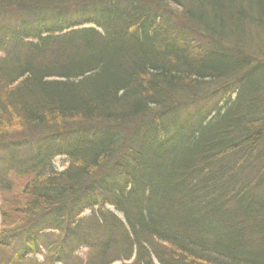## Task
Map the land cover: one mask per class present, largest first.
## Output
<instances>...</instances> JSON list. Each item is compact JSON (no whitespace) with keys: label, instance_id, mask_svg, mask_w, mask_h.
I'll use <instances>...</instances> for the list:
<instances>
[{"label":"trees","instance_id":"obj_1","mask_svg":"<svg viewBox=\"0 0 264 264\" xmlns=\"http://www.w3.org/2000/svg\"><path fill=\"white\" fill-rule=\"evenodd\" d=\"M263 50L264 0H0V264H264Z\"/></svg>","mask_w":264,"mask_h":264},{"label":"rangeland","instance_id":"obj_2","mask_svg":"<svg viewBox=\"0 0 264 264\" xmlns=\"http://www.w3.org/2000/svg\"><path fill=\"white\" fill-rule=\"evenodd\" d=\"M264 51V50H263ZM1 56V55H0ZM218 101H220L219 103H216V102H218ZM217 104H219V106H223V104H224V101H222V99H220V98H217V99H215V101L213 100V101H211L210 102V106L209 107H214L215 105H217ZM200 111L201 112H205L206 113V111L207 110H203V109H200ZM66 161H65V159H63V158H58L56 161H55V164H54V167L56 168V170H63L65 167H66ZM17 183H18V185L19 186H21L22 184H24V181L23 182H21L20 180H17ZM1 199H2V196L0 195V206H1ZM2 258H4V257H1L0 256V260H3ZM37 259L39 260V261H41L42 260V258L41 257H37Z\"/></svg>","mask_w":264,"mask_h":264}]
</instances>
